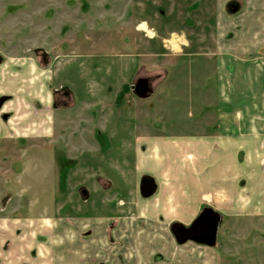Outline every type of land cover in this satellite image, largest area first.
Instances as JSON below:
<instances>
[{"label": "crops", "instance_id": "1", "mask_svg": "<svg viewBox=\"0 0 264 264\" xmlns=\"http://www.w3.org/2000/svg\"><path fill=\"white\" fill-rule=\"evenodd\" d=\"M194 12L195 27L209 29L196 36L201 48L203 44H210V51L207 48L199 56L213 60L210 74L215 82L205 97L198 92L208 85L196 82L188 85L187 90L193 92L191 102H214L211 107L217 112L209 130L200 133L163 136L143 134L138 129L134 142L131 140L125 150L119 148L112 152L109 140L116 133L107 132L106 124L116 123L117 118L99 116L97 119L84 114L77 120L85 124L83 131H66L61 135V119L66 120L68 127L70 122H76L71 121L68 113L74 108L75 100L69 89L55 85L51 65L41 66L34 57L11 58L12 66L8 68L6 63L0 65V85L12 86L14 91L22 87L27 98L3 99L6 104L0 111V145L7 147L6 155L20 156L12 171L10 167V172L4 171L3 189L5 193L12 192L11 188L17 185L19 191L13 193L14 197L20 203L23 200L28 203L22 208L9 206L4 210L7 215L0 217V264H228L219 243L226 220L264 219V0H208L205 3L199 0ZM171 16H166L167 30L171 27ZM121 29L106 40L103 55L104 59H118L120 65L108 68L103 86L97 84L99 91L103 92L105 85L113 83L116 88L113 108L118 107L116 102H155L153 84L149 97L141 99L133 90L137 84L129 83L136 72V67L134 71L132 68L133 60L140 55L138 25L131 30L135 39L130 51L123 50L127 45ZM183 30L177 37L181 36L180 40L175 42L185 56H190L183 47L190 45L186 29ZM152 43L146 41L150 51ZM155 54L161 56L158 52ZM155 54L151 56L157 57ZM123 59L127 60L126 66ZM124 86L129 89L125 101L121 98ZM175 86L177 96L172 102H186L181 94L185 88L180 84ZM59 89H63V96L69 97L70 105H60ZM100 92L92 101H85L86 106L96 105L88 102H107ZM7 94L10 93L0 90V96ZM4 113L8 116L3 119ZM96 123L103 129L99 140L90 126ZM79 135L84 139L83 153H88L89 158L84 170L87 174L83 183L77 185L81 194L78 191L74 203L85 206L97 203L96 207L102 208L99 203L113 202L110 198L117 197L116 189L131 184L134 191L128 193L123 189L127 193L123 201L131 209L126 218L119 217L116 209L111 215L73 214L60 221L64 218L49 205L40 204L36 193L34 198L26 197L33 194L31 185L26 183L33 167L27 164L31 150L36 152V170L38 166L44 167L41 153L50 155L46 166L52 167L54 146L65 138H68L67 145L69 139ZM103 136L108 145L102 147ZM145 176L153 178L157 185L155 194L147 199L139 193ZM207 208L222 217L216 246L194 242L179 245L171 226L179 223L189 227ZM116 217L122 219L110 229ZM156 256L161 258L156 260Z\"/></svg>", "mask_w": 264, "mask_h": 264}, {"label": "rangeland", "instance_id": "2", "mask_svg": "<svg viewBox=\"0 0 264 264\" xmlns=\"http://www.w3.org/2000/svg\"><path fill=\"white\" fill-rule=\"evenodd\" d=\"M198 1L0 0V65L6 63L7 68L11 67L10 60L14 57H34L41 66L51 65V70L56 76L55 85L59 88L69 89L75 100L74 108L68 113L71 114V121L76 120V122H70L68 127L65 123L66 120L61 119L59 125L61 135H65L66 131L73 133L77 130L83 131L82 128L85 124L79 123L77 120L80 115L84 114L93 115L97 119L99 116L117 118L116 123L106 124L107 132L116 133L113 139L109 140L112 152L119 148L125 150L124 148L131 140L134 142L138 129L143 134L163 136L200 133L209 130L210 123L215 120L217 112L215 108L211 107L214 102H191L193 92L187 90L188 85L196 82L208 85L198 92L205 97L209 94L212 83L215 82L214 77L210 74L213 60L199 56L201 51H208V49L210 51V44H206V46L203 44L201 48L197 42L196 34L209 30L204 27H195V23H193L195 3ZM206 1L208 0H204V3ZM166 14L173 16H171L173 21L170 20L171 27L168 30L166 29ZM146 21L149 24H144ZM136 24L138 25L137 38L140 43V55L133 60L134 64L131 67L133 71L136 67V72L132 74L129 83L130 85L134 82L136 84L140 78H150L156 92L153 97L155 102H147V100L116 102L118 107L113 108L114 102L112 101L116 89L113 83L105 85L103 92H100L99 86H97V84H103L102 80L105 78L108 68H118L120 65L118 59H104L105 42L109 37L118 34L119 28H122V38L127 45L123 50L124 52L130 51L134 47L135 39V36H131L133 34L131 30ZM184 26L185 28H183ZM183 29H186V35L190 40L189 47L188 45L183 47L184 50L187 48L191 53L190 56H185L180 51L179 44L175 42L180 40L181 36L177 37L184 31ZM167 31L169 32L166 33ZM147 40L153 42L151 51L147 49ZM157 52L161 54L160 57L155 54ZM152 53L157 57L151 56ZM148 56L150 57L148 58ZM122 61L126 66L127 60L123 59ZM178 70H181L180 74L177 73ZM201 71L205 74H196H200ZM126 76L125 73L124 77ZM26 80H29L28 76H26ZM179 84L187 90L181 92L186 102H172V99L177 96L175 85ZM127 88L124 86L121 94L123 101H125L127 90H129ZM0 90L10 93L7 96H0V102L8 97L17 101L27 99L26 92L22 87L14 91L12 86L0 85ZM59 90L62 94L60 105H70L69 97L63 96V89ZM99 92L107 99L105 100L107 102H88V104L95 103L96 105L86 106L87 102L85 101H92ZM132 98L136 99V96H132ZM148 100H152V98ZM166 100L170 102H166ZM5 104L4 101L0 105V111H3ZM7 116L8 114L4 113L3 119ZM97 125L96 123L90 126L99 137L103 129L101 130ZM104 137L100 140L102 147L108 145ZM67 139L60 140L54 146L52 167L46 166L51 160L50 155L45 156L46 153H41L44 158V167L38 166L39 170H36L34 166L37 156H35L34 149L31 150L27 164L33 167L29 172L31 178L26 180V183L31 185L33 197L30 194H27L26 197L34 198L36 193L38 199L41 200L40 204L49 205L57 215L64 218L60 221L66 220L73 214H79L82 217L111 215L116 209L119 217L129 216L131 209L124 202L127 193L123 189L128 190V193L134 191L135 188H132L131 184L128 187L124 186L123 189L120 188L121 190L116 189L117 197L113 195L110 198L114 200L113 202L105 203L104 200L105 205L102 202L99 203L102 204V208L96 207L97 203L89 206L74 203V200L78 199V191H80L77 185L83 183L84 175L87 174L84 170L87 167L86 161L89 154L83 153L84 139L81 138V135L73 136L72 143L69 139L70 146L66 145ZM69 151L72 152L74 158L69 156ZM6 153L8 154L7 147L0 145V217L7 215L4 210L9 206L14 208L21 206L22 208L28 204L24 200L23 203H20L18 198L14 197L13 193L19 191L17 185H14L15 188H11L12 192H4V173L10 172V169L12 171L20 159L18 154L11 156ZM15 183L17 184V182ZM13 199L14 201H12ZM13 214L17 215L18 212ZM120 219L114 218L110 229L116 227ZM84 236L82 235L83 238ZM108 236L110 237V235ZM219 243L221 254L228 264H264V219L226 220ZM160 258V256H156V260Z\"/></svg>", "mask_w": 264, "mask_h": 264}, {"label": "water", "instance_id": "3", "mask_svg": "<svg viewBox=\"0 0 264 264\" xmlns=\"http://www.w3.org/2000/svg\"><path fill=\"white\" fill-rule=\"evenodd\" d=\"M139 98L146 99L149 97L150 89L147 85L137 84L133 87ZM4 100L0 103L2 104ZM157 191V185L153 178L145 176L140 182V194L142 198L152 197ZM222 223V217L214 210L207 208L200 216L189 226L175 223L171 226V232L179 245L187 242H194L208 247H215L217 236Z\"/></svg>", "mask_w": 264, "mask_h": 264}, {"label": "flooded vegetation", "instance_id": "4", "mask_svg": "<svg viewBox=\"0 0 264 264\" xmlns=\"http://www.w3.org/2000/svg\"><path fill=\"white\" fill-rule=\"evenodd\" d=\"M136 84H141L142 86L145 84V85L148 86V88H151L152 81H151L150 78H140L139 80H137V83ZM139 193H140V186H139ZM140 196H141V194H140Z\"/></svg>", "mask_w": 264, "mask_h": 264}]
</instances>
